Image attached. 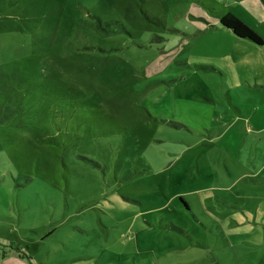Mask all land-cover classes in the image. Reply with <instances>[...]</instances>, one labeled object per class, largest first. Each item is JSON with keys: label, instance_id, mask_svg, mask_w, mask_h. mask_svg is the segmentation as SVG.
Wrapping results in <instances>:
<instances>
[{"label": "rangeland", "instance_id": "374dc122", "mask_svg": "<svg viewBox=\"0 0 264 264\" xmlns=\"http://www.w3.org/2000/svg\"><path fill=\"white\" fill-rule=\"evenodd\" d=\"M246 6L264 0H0V233L58 228L29 264H264V182L195 115L242 51L219 15L264 42Z\"/></svg>", "mask_w": 264, "mask_h": 264}, {"label": "crops", "instance_id": "0c3cea01", "mask_svg": "<svg viewBox=\"0 0 264 264\" xmlns=\"http://www.w3.org/2000/svg\"><path fill=\"white\" fill-rule=\"evenodd\" d=\"M261 9L262 13L257 14L248 6L246 12L258 20H264V6ZM226 12L232 13L230 10ZM223 14L225 13H221L219 18ZM222 29L224 31L221 33L227 35L233 45H240L242 51L227 56L223 64L210 67L220 88L218 95L204 98L213 104L221 105L210 108L198 102L195 108L198 113L195 115L202 124L198 126V132L202 139L211 140L233 164L242 163L244 154L248 153L247 163L251 164L253 171L238 177L264 182V42L257 45L247 38L237 37L230 29ZM233 50L235 48L230 52ZM215 97H218V100L215 101ZM217 107L219 109H216ZM208 108L209 111L206 110ZM11 187L13 181L9 175L0 179V227L6 224L14 213ZM56 228L57 226L53 225L50 229L41 230L31 241L37 247V254L43 248L52 253L50 240L44 241V238L48 240ZM16 230L0 233V264H29L28 260L33 262L31 257L27 259V256L20 253L24 249L28 250L30 242L25 234ZM60 262L61 260L55 261L54 264H69ZM43 263L38 261L35 264Z\"/></svg>", "mask_w": 264, "mask_h": 264}, {"label": "trees", "instance_id": "16d2710c", "mask_svg": "<svg viewBox=\"0 0 264 264\" xmlns=\"http://www.w3.org/2000/svg\"><path fill=\"white\" fill-rule=\"evenodd\" d=\"M220 24L222 27L232 30L237 37L247 38L257 45L263 44V38L230 13L223 14L220 17Z\"/></svg>", "mask_w": 264, "mask_h": 264}]
</instances>
